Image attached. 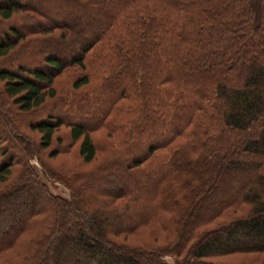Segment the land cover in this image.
<instances>
[{
    "label": "trees",
    "instance_id": "obj_1",
    "mask_svg": "<svg viewBox=\"0 0 264 264\" xmlns=\"http://www.w3.org/2000/svg\"><path fill=\"white\" fill-rule=\"evenodd\" d=\"M254 1L57 0L70 8L58 22L0 0V22L33 21L7 25L0 59L17 58L26 41L38 53L71 46L32 68H0V117L7 102L17 115L60 106L90 118L44 113L0 132V200L16 202L0 208V226L9 223L0 264H58L63 247L75 252L70 264H264V0ZM76 141L71 162L47 160ZM32 157L69 198L48 190ZM233 170L244 176L230 189ZM110 174L114 190L96 191L99 200L83 193ZM25 189L42 204L29 207ZM234 253L261 258H220Z\"/></svg>",
    "mask_w": 264,
    "mask_h": 264
},
{
    "label": "rangeland",
    "instance_id": "obj_2",
    "mask_svg": "<svg viewBox=\"0 0 264 264\" xmlns=\"http://www.w3.org/2000/svg\"><path fill=\"white\" fill-rule=\"evenodd\" d=\"M24 2L28 3L31 6L36 7L38 10H40L43 14L46 15L47 20L49 21H69V18H65V15H63V13H61L62 11L60 9H65L66 11H70V8L66 5L63 4H59L56 3L57 0H23ZM253 3L255 4V1L253 0ZM17 17V16H15ZM15 17H13L11 20H7V21H3L0 22V38L2 37V35L6 34V27L8 24H15L16 27L19 30H23L28 28L29 26L33 25V21L30 19H26L25 17H22L20 19H16ZM87 22V21H86ZM85 27L87 28V24L81 21H79V26ZM91 32L93 31L90 30ZM87 35H89V33H83L81 36L86 37ZM25 42V41H24ZM36 42H32V43H27V41L24 43V47H22L23 49L21 51H23L22 53L19 52L18 54H20L17 58L15 57H9V58H2L0 59V68H14L16 65H26L30 68H32L33 66H35L36 64H38V61L40 59V56L42 54H44L47 51H50L53 47L58 48L57 54L59 57H65L67 56V54H69L71 52V50L69 51L71 47L69 44L67 43H61V44H56L53 45L52 43L47 44L45 47L46 49L44 51H42L41 53H38L37 50H33L32 45L35 44ZM72 47H75L74 45ZM26 48V49H25ZM25 49V50H24ZM44 72H46V69H43ZM72 71H65L63 72L58 78L57 85H58V96L61 97V95L63 94V92L65 93L66 88L69 84V78L72 76ZM59 97V98H60ZM56 98V97H55ZM49 101V100H48ZM47 101V102H48ZM51 101V99H50ZM9 104L6 102H4V104L2 105L3 107V111L5 112L7 117H0V132H5V129L7 130V132L9 131V128L7 126H18L20 125V122L22 123H26L28 121H34L37 120L38 118H40L44 113H53L54 115H58L62 118H69V119H80L81 121L85 122V123H89L90 118H86L80 114H64L61 112V107L60 106H55V107H49V108H45V111H41L38 112L37 111H33L30 115H23V114H15L13 108L9 109ZM38 112V113H37ZM27 114V113H26ZM17 117H16V116ZM23 115V117H22ZM21 117V119H20ZM5 118H10V120H7V122H5ZM5 128V129H4ZM64 128H59L58 132L60 130H62ZM57 132V131H56ZM33 134L36 135L35 132H32ZM32 134V135H33ZM93 136V138L95 139H99V141L102 139L103 137V133H93L91 134ZM77 144V141L71 146L70 150H68L67 153H62V154H57L56 156H54L53 158H49L47 159L51 164H55L58 163L60 161H66V162H71L74 159V154H75V146ZM11 152L16 153V146H12L9 149ZM139 150V149H138ZM137 152V151H136ZM74 153V154H73ZM99 157V154H96V158ZM29 164L33 167V169L37 172L39 179L46 183L48 190L56 195L61 196L62 198H69V191L67 189V187L60 183L59 181H49L47 178L44 177V175L42 174L41 170L39 169V164L36 160L35 157H32L29 159ZM243 176L242 174H240V172L238 173L237 171L233 170L232 172L228 173V175L226 176L225 179H223V184H225L226 187L228 188H234L237 183L241 182L243 180ZM247 176H245L244 178H246ZM131 182V181H130ZM132 183V182H131ZM131 183L127 182V184L125 183V185L129 186L131 185ZM118 186L117 181L114 182V179L112 177V175H106L105 179L97 181V180H91L90 184L88 187H83L82 191L85 195L90 194L91 196H93L94 200H99L98 195H96V191H100L103 190L105 188H107L108 190H114L116 187ZM28 195V205L29 207H36L40 204H42V200L41 197L39 196V194H37L34 191H30L25 189L24 190V194ZM5 206H16V202L13 200L12 197H8V196H4L1 200H0V208H4ZM97 206V204L95 202H90V204L87 206V208H83V214L86 213L88 210L95 208ZM15 208V207H14ZM143 212V211H142ZM142 212H139V210L130 212L129 216H135L138 214H141ZM117 223L123 224L126 223V220L122 217L120 219V221H118ZM8 222L5 223L2 227L0 226V231H2V229H7ZM94 230H96V228H93ZM145 234V231H143V235ZM3 233H0V236L2 237ZM57 253V259H58V264H70L71 261L73 260V258H75L76 260V256H75V252L73 254V252L71 251L70 248L68 247H63V249H61V254ZM253 257H257L258 259L261 258V254H249V253H234V254H229V255H224L222 257H220L221 259H225V260H229V261H233V262H238V261H249L251 260ZM166 260H171V257L168 255H165L164 257ZM79 263V262H77ZM91 263V262H89Z\"/></svg>",
    "mask_w": 264,
    "mask_h": 264
}]
</instances>
